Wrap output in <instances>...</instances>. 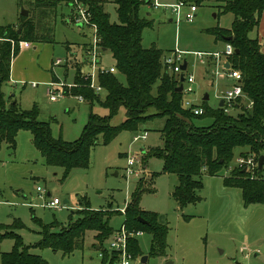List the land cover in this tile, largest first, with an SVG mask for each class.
Here are the masks:
<instances>
[{
  "label": "rangeland",
  "instance_id": "1",
  "mask_svg": "<svg viewBox=\"0 0 264 264\" xmlns=\"http://www.w3.org/2000/svg\"><path fill=\"white\" fill-rule=\"evenodd\" d=\"M31 1L0 0V25L16 23L22 9L28 10ZM160 1L168 4L178 2ZM220 5L222 2L217 0H206L197 5L191 22L184 19L187 11L184 8L178 23H174L175 16L171 10L150 6L146 10V5H142L141 16L152 21V25L142 32V46L148 48L154 45L165 54L175 49L202 53L223 51L225 43L215 41L206 31L216 26L230 27L233 15L221 13ZM104 9L110 15V21L117 22L113 0H107ZM145 11L149 13L148 16ZM73 14L70 6L61 3L55 15L46 18L48 24H52L54 38L53 45L45 44L49 47L46 55L54 59L55 76L69 84L74 83L75 72L80 66L79 62L74 63V58L80 61L81 45L86 43L92 33L87 25L78 27L73 24ZM253 35V32L249 34ZM258 39L264 52V36L259 35ZM66 45L71 48L70 52L66 51ZM32 51L35 52L32 49L16 64L20 73L17 84L7 82L1 86L7 105L16 101L24 110L36 105L39 110L38 119L50 124L53 137L73 141L80 136L90 113L105 116L108 111L97 102L90 106L88 102H80L73 95L50 101L43 82L34 81L36 86L28 83L42 58V54L37 57ZM70 53L75 55L69 56ZM184 58L189 63L186 73H192L196 79L193 87L195 93L185 98L200 103L202 94L208 93V105L216 108V96L222 91V82L215 80L213 85H202V67L198 59L192 54ZM56 59L61 60L60 66L54 65ZM113 63L111 53L103 52L102 66L109 67ZM83 67L89 70L87 64ZM65 68H68L67 76ZM65 77L67 80H64ZM118 80L125 84L123 75L119 74ZM228 83L233 82L229 80ZM154 112L153 108L148 110L149 114ZM124 119L125 109L120 108L111 118L110 124L119 125ZM164 120V117H156L144 122L135 131H121L108 144H98L91 150L89 166L73 169L65 179L61 167L46 165L45 159L33 146L31 134L19 131L13 153L6 144L0 147V224L10 225L20 236L22 244L30 246V251L40 255L47 264H100L93 231H86L82 248L75 249L69 255L48 247L33 246L42 239V226H52L54 231L67 227L78 220L80 215L77 210L86 203L93 210L112 211L109 226L114 232L119 231L125 220L121 209L130 202L141 179L147 181L144 188L151 191L145 189L141 193L139 207L157 214L159 222L167 225V248L161 256L150 254L151 234L142 232L135 237L141 256L132 257L131 264H264V203L245 205L241 190L227 187L223 183V177H227L229 170L235 167L239 148L235 149V158L228 170L223 169L215 176L203 175L199 200L181 209L172 197L178 184L177 176L163 172V160L160 157L150 155L145 161L143 157L144 152L147 155L152 149L161 146L159 130ZM195 122L206 126L211 120L201 118ZM142 134L146 136L145 139L133 141L134 136ZM130 158L134 163L130 166L132 173L127 175ZM139 170L141 172L137 175ZM152 174L154 178L152 184H149ZM261 176L264 178V164ZM38 186L44 191L42 196L36 190ZM53 197L60 200L59 208L44 206L45 201ZM64 200L67 202L64 203ZM110 239L111 236L103 245L107 250ZM13 245V239L0 240V258L1 253L11 251ZM143 256L146 257L144 263L141 262Z\"/></svg>",
  "mask_w": 264,
  "mask_h": 264
},
{
  "label": "trees",
  "instance_id": "2",
  "mask_svg": "<svg viewBox=\"0 0 264 264\" xmlns=\"http://www.w3.org/2000/svg\"><path fill=\"white\" fill-rule=\"evenodd\" d=\"M188 1L200 5L206 0ZM217 1L222 2L219 6L221 13H231L233 20L229 28L216 26L206 31L216 41L233 47L234 52L228 61L241 74L242 90L252 101L250 108L242 104L238 111L226 114L221 108L210 107L202 100L203 114L194 115L183 107L182 93L175 92L178 76L163 63L165 53L154 45L142 46V32L152 25L151 20L140 14L144 0H113L117 22L110 21L104 0H77L89 12L100 46L111 53L116 72L99 76L98 82L104 90L101 97L86 86V81L76 70L73 81L77 86L71 93L82 95L90 106L99 103L108 114L90 113L80 136L73 141L53 137L50 124L38 119L36 105L27 110L21 109L16 101L7 105L1 91V86L10 81L11 61L20 52L19 43L54 44L52 24H48L46 18L55 15L61 3L74 11V0H32L28 16L20 15L18 26L0 27V147L6 144L13 153L18 132L28 131L33 146L46 165L61 167L65 179L73 169L89 166L91 150L98 144H108L121 131H135L146 121L164 117L159 130L161 146L147 155L144 152V161L150 155L160 157L163 172L175 174L178 178L172 192L177 205L182 209L195 204L203 186V175L215 176L223 169L228 170L235 158V149L239 148L237 157L252 155L258 161V157L264 155V52L255 35L264 12V0ZM19 26L21 31L17 33ZM251 32L255 36H249ZM227 37L231 39L227 40ZM119 74L125 77V84L118 80ZM120 108L125 109V119L119 125H111V118ZM150 108L155 112L149 114ZM201 118H209L211 123L198 125L195 121ZM234 166L228 176L223 177L224 185L239 188L245 205L264 203L262 168L256 167L252 174ZM153 178L154 174L149 178V184ZM146 183V180L139 179L130 202L126 204L124 226L127 230L151 234L150 254L161 256L167 248L168 227L159 222L157 214L140 209L139 200ZM77 212L80 215L78 220L58 231L52 226H42V239L33 248L48 247L69 255L82 248L86 231H93L100 264H116L117 254L103 246L114 232L109 226L112 211L93 210L86 203L80 205ZM139 218L146 223L140 222ZM4 238L13 239L14 245L11 251L1 253L0 264H47L40 255L30 251V246L22 244L20 236L10 225L0 224V240ZM127 248L132 257L141 256L136 238L128 239Z\"/></svg>",
  "mask_w": 264,
  "mask_h": 264
},
{
  "label": "built area",
  "instance_id": "3",
  "mask_svg": "<svg viewBox=\"0 0 264 264\" xmlns=\"http://www.w3.org/2000/svg\"><path fill=\"white\" fill-rule=\"evenodd\" d=\"M145 4L149 5L153 8H163L171 10L174 13V23H178L180 18L182 17V10L186 8V13L184 14V19L188 22H191L195 17V13L197 11V5L195 3L189 2L188 0H178L176 3L168 4L163 3L160 0H144ZM74 14L72 23L77 25L78 27H82L87 25L92 29V33L89 37H87V41L81 48V59L80 61L76 58L78 65L80 77L82 80L86 81V86L91 89L95 94H102L103 88L98 82V78L100 75L115 73L114 65L109 67L102 66V57L104 49L101 48L99 43V37L97 35V29L94 24L90 23V14L86 11L81 4L74 0ZM30 43L28 42H20L19 49L28 48ZM234 49L230 44H225L223 51L221 52H212V53H202V52H186L175 49L166 53L163 56V63L166 65L167 69L178 76L179 84L180 75L183 74L184 81L182 82V104L183 107L189 110L194 115H201L204 112V109L200 106V103H195V101H190L185 98V96H189L195 93L193 87L196 83L195 76L192 73H186L189 68V63L184 58L185 55L192 54L198 59L199 64H205L206 59L209 60L208 64L211 66L209 71L210 76V84L213 85L215 80L219 82H223L226 85H222V91L220 95L216 96L218 100V104L216 108H221L224 113L231 114L239 110L240 105L243 104L245 108H250L252 106V101L247 99L241 87V74L238 70H235L231 67L228 58L233 54ZM73 59V60H74ZM187 62V67L185 70L181 69V65L183 62ZM229 64V67L226 68L225 64ZM87 64L89 66V70H85L83 65ZM54 65L60 66L61 60L56 59ZM75 67V66H74ZM76 68V67H75ZM231 80L233 83L227 84V82ZM31 86H36L37 84L34 82L29 83ZM178 84V85H179ZM77 86L75 83H66L63 80L58 79L51 80L45 84L46 92L49 96L50 101H57L58 98L73 95L71 93L72 88ZM203 95V94H202ZM74 96V95H73ZM80 102L85 101L82 95H75ZM203 100V96L201 98ZM201 100V101H202ZM222 102V106H219V102ZM146 136L136 135L133 137L134 142H138L139 140L145 139ZM133 159L130 158L128 160V169L127 175H130L132 171L130 170V166L133 165ZM236 167H242L246 171H249L253 174L254 170L257 167V160L252 156L248 155L246 157H238L235 160ZM143 171V169H142ZM137 172V175H139ZM39 196H42L43 189L41 187L36 188ZM61 202L57 197H53L52 199L45 201L44 206L51 209L59 208ZM121 212L124 213V209H121ZM142 234L141 231L127 230L123 225L119 231L114 232L110 239V247L109 250L113 251L117 254L116 264H131L132 256L128 252L127 243L129 238H135L138 235Z\"/></svg>",
  "mask_w": 264,
  "mask_h": 264
},
{
  "label": "crops",
  "instance_id": "4",
  "mask_svg": "<svg viewBox=\"0 0 264 264\" xmlns=\"http://www.w3.org/2000/svg\"><path fill=\"white\" fill-rule=\"evenodd\" d=\"M104 1H105V3H104V5H105L107 0H104ZM143 5H146V10H148L149 5H147V4H143ZM145 13H146V16L149 15L148 12L145 11ZM7 25L18 26V20L16 23L7 24ZM7 25H0V27L7 26ZM255 35L257 37L259 35L264 36V12L262 13L259 26L257 27V30L255 31ZM35 44H38V43H30V46L28 48H21L19 54L12 59L11 71H10V81H9L10 83L16 85L17 82L19 81V79H20V76H19L20 73L18 72L19 67L18 66L16 67V64L18 61H20V59H22V57L26 53L31 52L32 49H34V51H35V52L32 51V54H37V57L42 54V58L39 61L40 65L38 66L37 70L35 72H33L30 82L38 81V82H43L44 84H46L47 82H50L51 80L59 79L58 77L55 76L56 72L54 71L55 68L53 67V61H54L53 57H48L46 55V50H47V48H49L46 45H48V44L51 45V44L50 43H40L38 46L37 45L35 46ZM82 45H84V44H82ZM82 45H81V48H82ZM65 49H66V51H69V52L71 51V50H69L71 48L68 45L65 46ZM168 52H170V51H168ZM43 54H45V55H43ZM73 55H75V54L74 53L69 54V56H73ZM206 62L207 63H205V64H199L202 67V73H201L202 85H209V82H210L209 71L211 69V66H209V64H208V62H209L208 59H206ZM112 65H114V63ZM67 73H68V68H65V76H67ZM64 80H67L66 77L64 78ZM30 82H28V83H30ZM23 83H24V85L26 84L25 82H23ZM227 84H230V83L227 82ZM222 85L224 86V85H226V83L224 84L222 82ZM205 94L206 93H203V97ZM208 96L210 97L209 94H208Z\"/></svg>",
  "mask_w": 264,
  "mask_h": 264
},
{
  "label": "water",
  "instance_id": "5",
  "mask_svg": "<svg viewBox=\"0 0 264 264\" xmlns=\"http://www.w3.org/2000/svg\"><path fill=\"white\" fill-rule=\"evenodd\" d=\"M21 15L24 16V17H27L28 16V11L25 10V9H22ZM20 31H21V26L18 27L17 33H20ZM226 39L227 40H230L231 37H227ZM235 52H237V50H235ZM186 67H187V62L184 61L183 64L181 65V69L182 70H185ZM225 67L228 68L229 67V64L228 63L225 64ZM183 81H184V76H183V74H181L180 75V82L181 83L175 88V92L181 93V91H182V82ZM208 99H209V96L206 93L204 95V97H203V100L207 101ZM219 106H222V102L221 101L219 102ZM263 164H264V155H260L258 157V161H257V167H258V169H261ZM243 171H246V170L244 169ZM66 202H67V200H64V203H66ZM139 221L142 222V223H146V221L144 219H142V218H139ZM145 261H146V257L145 256L141 257V262L144 263Z\"/></svg>",
  "mask_w": 264,
  "mask_h": 264
}]
</instances>
